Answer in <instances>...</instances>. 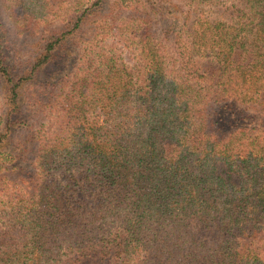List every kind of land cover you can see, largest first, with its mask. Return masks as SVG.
Returning a JSON list of instances; mask_svg holds the SVG:
<instances>
[{"label": "trees", "instance_id": "16d2710c", "mask_svg": "<svg viewBox=\"0 0 264 264\" xmlns=\"http://www.w3.org/2000/svg\"><path fill=\"white\" fill-rule=\"evenodd\" d=\"M153 2L76 0L27 65L0 34V264H264V0Z\"/></svg>", "mask_w": 264, "mask_h": 264}, {"label": "rangeland", "instance_id": "374dc122", "mask_svg": "<svg viewBox=\"0 0 264 264\" xmlns=\"http://www.w3.org/2000/svg\"><path fill=\"white\" fill-rule=\"evenodd\" d=\"M75 1L76 0H38V1L37 0H0V30H1L0 34L3 37V39L1 40L3 41L4 50L9 60H11L12 62H16L18 64L28 63L29 60L32 59L33 54H35L39 50L38 47H35L33 45L34 41L39 38L40 40L43 39L45 40L54 33L58 34L59 30L62 31V29L66 25V22L62 21V18L63 16L69 13L71 7L74 6ZM111 1L114 2L115 0H111ZM153 1H154L153 3H155L158 7L164 10L166 8V10L168 11L170 10L169 8H172L171 6H169V3L171 1L173 3L178 4L177 5L178 7L174 9L176 12H184L185 10H195L196 7H200L201 9H199V11L207 10L208 13L206 14L209 15L210 18H215V19H219V18L224 19L226 13L225 12L222 14V12H219V9L222 10V8H216V7L211 8L207 6L204 2H200V4H198L199 3L198 1L200 0H153ZM134 6H138V3H134ZM148 10H151V6L149 5H148ZM132 11L136 13L137 8L133 10L132 9L128 10L124 8L123 12L121 13L122 18L123 16H126L129 13L131 14L134 13ZM158 16L162 18L161 15L158 14ZM33 18L36 19L35 21L38 23V25H36L35 28H32V26H30L28 22ZM163 24L165 25L169 24V22H166V18L161 19L158 23L160 28H163L162 26ZM115 39L116 38L114 37V35L110 33V35H108V38L106 40L109 43L115 41ZM159 39L170 46L172 45L173 40H171L170 38L164 39L163 37H160ZM67 41L68 42L64 44V47L66 49H62L59 52L60 56L59 55L57 56L58 58H56L55 64L53 65V67H51L48 70L50 71L52 68L53 70L54 68H58L56 72L60 76H66V74L69 73L72 68L71 63H69L67 66V63L64 60L68 59L72 52L73 55H75L79 51V48L76 47V40L72 39ZM125 55L132 56L130 49L127 48ZM45 78L46 77H44L43 79ZM46 91L47 94H45L46 92L44 93L46 96L41 98L50 101V98H52V94H51L52 91L50 87L49 88L47 87ZM27 94L28 92L23 93L22 98L25 101L24 104L21 106H23V113L28 115V117L29 115L30 117H32L33 114L35 115L34 113L35 107L31 106L27 98ZM6 96H7L6 94L5 97L3 94L0 95L1 103L8 101V99L6 100L7 98ZM261 118H263L264 121V117L261 116ZM36 120L37 121L35 128H38L39 119ZM263 121L262 119H259L257 117L252 119V122H261L262 124H264ZM17 124H19V122H17ZM27 134L28 132L24 130L21 132L20 130L16 131L13 134L14 137L13 146H15L16 143L21 142L22 140L27 138ZM22 157L24 158V155ZM30 170L31 168L28 166L26 171L28 172ZM11 177L13 180L15 179L16 182L19 184V179L17 174H12ZM19 204L21 205L22 202L19 201L0 202V230L2 228H6L10 224L9 219L11 218V210H12L11 208L12 206H16ZM257 241L258 239L255 242ZM18 244L19 243H17V247L23 250H29L33 248V247L30 248L29 245L24 246L23 244H19V245Z\"/></svg>", "mask_w": 264, "mask_h": 264}]
</instances>
